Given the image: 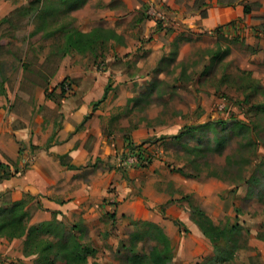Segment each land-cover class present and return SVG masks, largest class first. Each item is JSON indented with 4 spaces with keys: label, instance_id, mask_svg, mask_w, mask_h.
Wrapping results in <instances>:
<instances>
[{
    "label": "rangeland",
    "instance_id": "374dc122",
    "mask_svg": "<svg viewBox=\"0 0 264 264\" xmlns=\"http://www.w3.org/2000/svg\"><path fill=\"white\" fill-rule=\"evenodd\" d=\"M235 2L0 0V95L2 89L16 85L15 96L24 99L14 104L19 112L30 110L29 102L39 91L56 96L58 88L62 95L71 94L74 82L90 66L108 69L111 59L116 58L114 64L123 69L124 48L132 50L129 54L137 57L135 63H145V74L157 66L155 72H149L157 80L144 93V111L127 113V107L121 110L119 106L113 112L118 116L124 112L130 120L139 117V124L148 120L147 126L155 128V135L145 139L151 140L149 145L131 143L120 156L122 160L132 147L151 148V159L172 168L170 176L165 172L162 175L173 198L158 207L160 218L167 220L161 224L154 221L168 235L175 233L177 244L184 246L173 247L168 264H182L181 259L193 253L189 231L184 229L185 224L177 222L175 211L197 212V208L204 209L221 228H231L240 221L239 234L219 240L227 250L235 249V239L240 245L226 263L264 264V238H260L264 234V0H244L234 5ZM245 4L250 8L248 13ZM186 17L196 24H185ZM203 18L208 24H201ZM96 29L100 31L93 34L92 40L104 38L105 44L95 47V51L87 48L86 41L80 49L69 46L68 37L73 32L90 33ZM165 30L166 34L161 33ZM155 37L168 45L163 53L153 48ZM153 93L156 102L150 104ZM111 95L119 94L114 90ZM235 119L243 124L236 125ZM207 121L211 123L201 125L182 141L173 138L184 125ZM132 128L131 123L127 131ZM175 174L191 181L193 191L176 190L172 178ZM55 217L68 229L81 221L78 233L90 245L108 242L107 250L96 249L92 261L99 255L116 258V264H123L126 252L122 243L132 231L149 229L136 218L122 223H88L82 217L73 222ZM152 230L143 232L139 244L140 251L147 254L160 240L158 232ZM201 245L198 262L224 264L228 254L216 255L207 237Z\"/></svg>",
    "mask_w": 264,
    "mask_h": 264
},
{
    "label": "crops",
    "instance_id": "0c3cea01",
    "mask_svg": "<svg viewBox=\"0 0 264 264\" xmlns=\"http://www.w3.org/2000/svg\"><path fill=\"white\" fill-rule=\"evenodd\" d=\"M183 22L189 26L196 24L187 17ZM201 24H208V21L203 18ZM161 33L166 34V30ZM158 37L152 40L153 48L163 53L168 45ZM127 38L125 35V44L128 45ZM131 51L124 48L123 69L114 64L116 58L111 59L108 69L95 66L84 69L81 78L74 82L71 94L62 95L58 88L56 96H47L39 91L30 100L27 113L19 112L14 106L16 101L24 100L15 96L16 85L5 89L0 95V163L13 166L28 162L29 168L0 180V206L7 201L20 200L27 194L32 195L29 206L35 208L29 226L37 227L55 215L71 222L82 217L88 223H106L108 220L122 223L136 218L161 224L167 220L160 218L158 207L173 198L168 185L163 183L162 175L165 172V176H170L172 168L164 167L160 160L151 159V148H145L147 163L144 158L131 159L130 151L126 159L120 158L129 150L128 144H140L155 135L154 126H147L148 120L147 124H139V117L130 120L124 112L121 116L113 112V108L119 106H122L121 110L127 107V113L144 111L146 102L141 95L157 80L149 74L151 70L155 72L157 66H152L145 74V63H135L137 57L134 53L129 54ZM106 90V97L95 104ZM114 90L119 95L109 97ZM154 97V93L150 95V104L156 102ZM146 118L144 115L143 119ZM131 123L132 130L127 131ZM117 127L125 130H117ZM152 152H155L154 148ZM172 178L176 190L193 191L189 185L191 181L185 176L175 174ZM5 197L7 201H4ZM175 214V219L185 224L184 229L189 231L188 241L193 252L188 254L189 258L186 255V260L181 259V263L196 264L199 261L196 257H202L201 243L206 242V237L191 218L189 210L182 209ZM168 236L174 247L177 244L175 233ZM92 244L100 251L109 247L105 240ZM180 246L184 247L177 244ZM262 247L264 249V245ZM23 248L21 239L10 241L0 238V263L35 264L36 256L25 255ZM98 256L95 261L89 257L87 264L119 262L116 258Z\"/></svg>",
    "mask_w": 264,
    "mask_h": 264
},
{
    "label": "trees",
    "instance_id": "16d2710c",
    "mask_svg": "<svg viewBox=\"0 0 264 264\" xmlns=\"http://www.w3.org/2000/svg\"><path fill=\"white\" fill-rule=\"evenodd\" d=\"M243 1L244 0H237L234 5ZM230 4L231 3H228V6H231ZM244 10L246 13L250 12L248 4H245ZM138 20L139 18L136 19V21ZM96 31L98 33L100 29H96L90 33H83L81 31L73 32L72 35L68 37L69 46H75L80 49L82 43L86 41L85 44L87 48L91 51H95V47L105 44L104 38L92 40V36L93 34H96ZM112 35L117 36L114 31H112ZM67 88L66 85L65 93L67 92ZM2 92H4V89H2ZM106 94L107 90L102 99L95 104L100 103L106 97ZM142 97L145 98L144 94L141 95V98ZM210 123V121H207L198 125L186 124L178 134L173 135V138L182 141L185 135L198 130L201 125H207ZM235 124L242 125L243 122L235 119ZM116 129L120 131L125 130L122 127H117ZM149 141L151 140L148 139L143 141L140 146ZM130 144H128V146ZM130 149L133 150L134 147ZM221 153L222 152L220 151L219 154ZM61 160H63L62 156ZM28 168V162H24L21 165L18 163L13 166L9 163L2 162L0 163V180L21 174L28 170ZM179 172L185 175L182 169H179ZM32 197V195L27 194L20 200L7 201L0 206V238H6L10 241L17 238L21 239L24 245V254L27 256L35 255L36 264H87L88 258L96 253V248L93 247V245H90L88 241L78 233V231L81 230V221L75 222L71 225L70 229H68L62 221L53 216L51 220L43 222L39 227L29 226V220L33 216L32 208H35L32 207V205L29 206ZM197 212L194 210L191 211V218L210 240L216 255L224 253L228 254V256L224 257V264H229L226 263V260L231 258V255L240 248L238 239L234 240V252L233 250H230V248L228 250L224 249L219 240L224 239L227 235L235 236L239 234L242 226L241 223H239L240 221L232 225L231 228L225 229L216 224L204 209L197 208ZM196 214H199V217ZM177 222L180 224V221ZM143 225H148L149 229L144 231H132L129 234L128 240L122 243V247L126 252L124 255L125 262L123 264H168L170 261L169 254L173 249L169 236L165 233L164 229L155 222L144 221ZM152 229L158 232L160 237L158 238L157 236V238L160 240L157 245H154L152 251L147 254L145 251H140L141 248L139 244L144 238L143 232L149 230L153 231ZM260 238L263 239L264 234ZM173 264H176V262L174 261ZM196 264L202 263L198 262Z\"/></svg>",
    "mask_w": 264,
    "mask_h": 264
},
{
    "label": "built area",
    "instance_id": "2783aa9c",
    "mask_svg": "<svg viewBox=\"0 0 264 264\" xmlns=\"http://www.w3.org/2000/svg\"><path fill=\"white\" fill-rule=\"evenodd\" d=\"M144 152H145V149H142V148L140 149V147H134L133 150H130V158L136 159V160L139 158H144V162H148L149 161L148 157L144 156L145 155Z\"/></svg>",
    "mask_w": 264,
    "mask_h": 264
}]
</instances>
